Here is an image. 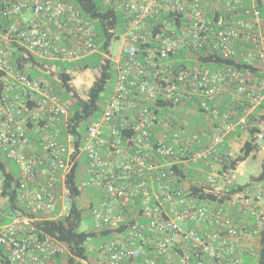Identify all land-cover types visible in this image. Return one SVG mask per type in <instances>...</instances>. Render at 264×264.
Instances as JSON below:
<instances>
[{
  "label": "built area",
  "instance_id": "1",
  "mask_svg": "<svg viewBox=\"0 0 264 264\" xmlns=\"http://www.w3.org/2000/svg\"><path fill=\"white\" fill-rule=\"evenodd\" d=\"M103 3L122 19L115 54L112 39L106 51L99 50L95 22L71 2L0 0V153L19 172L17 208L0 214V247L10 264H52L67 253L38 223L68 216L73 173L77 205L88 207L95 231L110 232L95 264H243L236 241L264 231L263 184L250 183L224 201L200 198L191 187L215 193L237 187L234 151L221 147L235 131L264 145V76L170 57L181 50L209 51L257 59L264 71V18L244 0ZM242 38L249 47L239 52ZM14 43L25 57L42 61L76 63L99 53L114 64L110 94L79 143L73 134L61 137L72 104L56 93V75L30 77L17 69ZM195 96L214 123L208 135L174 113ZM198 162L203 165L195 167ZM231 206L250 215V227L234 222L227 213Z\"/></svg>",
  "mask_w": 264,
  "mask_h": 264
},
{
  "label": "trees",
  "instance_id": "2",
  "mask_svg": "<svg viewBox=\"0 0 264 264\" xmlns=\"http://www.w3.org/2000/svg\"><path fill=\"white\" fill-rule=\"evenodd\" d=\"M71 2L78 8L80 13L87 19L95 22L97 38L96 42L101 52L107 50L111 39L117 38L121 32L122 19L120 12L117 11L112 5H106L103 0H66ZM244 0L247 7L254 6L260 11V15L264 18V0ZM5 20L0 18V29L3 27ZM264 30V25H261ZM13 48L12 61L17 69L28 72L30 77H38L40 72L45 69L54 67L51 74L56 75V80H52L53 87L61 100L69 101L72 104L71 114L66 124L60 126L61 137L70 133L75 135L77 142L83 137L86 123L94 118H97L101 113L104 100L102 94L106 90V86L115 72L114 64L103 59L101 54H94L86 57L76 63H62L60 61H42L33 56L25 57L23 49L18 45L11 44ZM170 60L176 61L180 64L185 63H205L210 66H231L238 69L249 68L260 76H264L263 64L257 59L246 61L238 56H222L220 54L209 51H188L181 50L176 55L170 57ZM192 63V64H193ZM95 70V78L92 84L87 89L85 96L79 95L73 85V76L71 74L74 70ZM45 78L50 79V76L43 75ZM51 80V79H50ZM111 91V90H110ZM197 97H194L192 103L184 102L182 105L187 108L203 112V109L195 103ZM264 106V100L262 103ZM222 110V107H218ZM76 142V143H77ZM259 147L251 143V139L244 142L241 152L230 162V165L237 166L239 162L246 160L250 157L252 152L258 150ZM1 154V153H0ZM5 157V156H4ZM6 158V157H5ZM7 158H0V172L3 175L2 184L0 187V195L6 199L8 208L15 211L18 204L17 188H18V172H12L7 169ZM202 162H198L195 167L202 166ZM180 172H185L187 175L195 176L197 171L189 169H181ZM199 176V175H197ZM251 182H259L264 186V157L261 160L260 171L257 175L249 178V181L244 185L237 184L226 186L225 190L221 193L205 192L200 187L192 186L191 190L200 198H208L211 200L224 201L228 199L231 194L241 189ZM68 183L72 189V200L70 212L68 216L59 217L53 220H44L38 223V226L43 229L47 234L55 237L61 241L67 249V253L57 257L52 264H83L87 260L86 243L89 239L96 236L107 235L109 231H82L79 229L82 218L88 207L78 206L76 196L79 192L75 188V179L73 173L69 175ZM0 247V264H10L7 252ZM255 264H264V231L259 235V246L257 249V260Z\"/></svg>",
  "mask_w": 264,
  "mask_h": 264
},
{
  "label": "rangeland",
  "instance_id": "3",
  "mask_svg": "<svg viewBox=\"0 0 264 264\" xmlns=\"http://www.w3.org/2000/svg\"><path fill=\"white\" fill-rule=\"evenodd\" d=\"M120 44V39H112V47H111V52L112 54L116 53L117 47ZM52 70L45 69L44 71L40 72L42 75H48L50 76L51 79H54L53 76L54 74H51ZM73 76L72 80V85L75 89V91L81 95L85 96V93L89 86L92 84L95 78L96 71L95 70H74L71 72ZM53 77V78H52ZM116 74L115 72L112 73V76L106 86V90L102 94V99L104 100L106 95L110 92V90L113 87V84L115 82ZM53 85V84H52ZM193 111L195 113H198L197 110ZM195 132L201 134L203 133L199 129H194ZM209 134L210 132H205V134ZM241 150L234 151V156L236 157ZM264 157V145L259 146L258 150L255 151V154L253 156L248 157L246 160L242 161L239 163L237 167V173H236V183L239 185H244L249 181V178L253 175H257L258 172L260 171V164L261 160ZM0 158L6 159L2 154H0ZM6 166L7 169L11 170L13 173L18 172V167L16 164H14L12 161H6ZM3 180V175L0 172V187L2 184ZM4 198L0 195V207L5 206L8 207L7 202H3ZM93 202L95 206H97L98 203V198L94 197ZM97 226V220L94 219L89 213H85L82 221L80 223L79 229L82 231H95ZM108 239L107 235H101V236H96L94 238H91L87 241L86 243V249H87V260L83 262V264H95L97 258H98V252L100 249V246ZM4 251V250H3ZM5 252V251H4ZM257 260V257H255L253 260L249 259L246 264H255Z\"/></svg>",
  "mask_w": 264,
  "mask_h": 264
},
{
  "label": "crops",
  "instance_id": "4",
  "mask_svg": "<svg viewBox=\"0 0 264 264\" xmlns=\"http://www.w3.org/2000/svg\"><path fill=\"white\" fill-rule=\"evenodd\" d=\"M246 1V0H245ZM254 2V0H252ZM251 1V3H253ZM219 8L227 12V4L222 3L219 5ZM249 47V44L244 40L243 38L240 39L236 45V49L239 52L245 51ZM252 60V59H251ZM42 75V74H41ZM43 76V75H42ZM110 92L107 94L109 95ZM106 95V97H107ZM105 97V98H106ZM228 99V92H225L224 95H221V100L226 101ZM190 103V102H189ZM174 113L181 116L184 118L185 122L189 126V128H194V129H199L202 131L204 134L205 132H211L213 131L214 123L213 121L208 117L207 114L203 112L195 113L193 109L187 108L182 106H177L175 107ZM206 135H208L206 133ZM204 135V137L206 136ZM248 140V135L245 132L241 131H235L233 133L227 134L224 138L223 144L221 149L226 151V150H231V151H238L242 149V146L244 142ZM255 152H252L250 156H253ZM240 163V162H239ZM237 164V167L239 165ZM19 176V172H18ZM253 183V182H251ZM6 199L4 198L5 202ZM7 202V201H6ZM13 210H11L8 207L2 206L0 207V214L2 215H7L10 214ZM227 213L232 217L234 222H236L238 225H243V226H251V217L244 211H240L237 207H228ZM237 247L241 251L242 255V262L243 264H246L249 259L253 260L255 257H257V249L259 246V237H254L251 239H246V238H239L237 241Z\"/></svg>",
  "mask_w": 264,
  "mask_h": 264
}]
</instances>
